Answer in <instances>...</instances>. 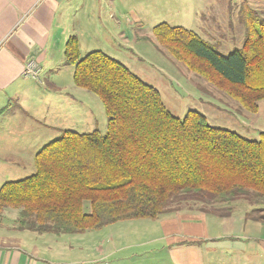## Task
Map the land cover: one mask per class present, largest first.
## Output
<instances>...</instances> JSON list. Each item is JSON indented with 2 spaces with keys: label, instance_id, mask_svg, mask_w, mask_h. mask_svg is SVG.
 I'll list each match as a JSON object with an SVG mask.
<instances>
[{
  "label": "trees",
  "instance_id": "16d2710c",
  "mask_svg": "<svg viewBox=\"0 0 264 264\" xmlns=\"http://www.w3.org/2000/svg\"><path fill=\"white\" fill-rule=\"evenodd\" d=\"M243 28L241 47L227 55L165 22L152 36L173 60L255 114L264 99V17L248 13ZM63 56L73 66V84L100 100L106 131H61L35 154L32 175L0 186V215L17 210L16 230L77 234L156 220L176 201L240 198L257 207L247 215L264 222V132L248 140L208 125L196 111L174 116L159 92L123 64L99 51L81 58L75 36L65 42Z\"/></svg>",
  "mask_w": 264,
  "mask_h": 264
},
{
  "label": "rangeland",
  "instance_id": "374dc122",
  "mask_svg": "<svg viewBox=\"0 0 264 264\" xmlns=\"http://www.w3.org/2000/svg\"><path fill=\"white\" fill-rule=\"evenodd\" d=\"M92 12L96 13L94 23L88 21L85 28H79L72 35L78 40L81 58L89 52L99 51L123 64L140 80L154 87L162 102L167 105V110L180 119L188 111H196L205 117L208 125L235 132L248 140H257L259 132H264V99L259 101L257 113H249L206 80L173 60L155 44L152 36V28L165 22L170 26L195 32L201 39L215 46L220 54L227 55L233 49L240 48L243 42V22L238 17L243 21L248 13L264 17V0H115L100 2ZM169 63H176L181 67L189 82L184 80L175 67L167 68ZM46 73L49 76L50 71L47 70ZM72 73L73 66H64L59 76L60 84L67 90L78 88L73 84ZM40 80L41 72L39 82ZM80 90L82 104H87L92 110L97 119V128L104 134L106 117L100 100L95 95ZM200 92L203 93L201 96H209L210 101L219 107L200 108L195 97L200 96ZM61 97L63 101L69 100L65 94H61ZM86 119L74 131L91 132L93 122L88 121L89 117ZM60 134L59 131L50 130L46 139H42L38 145L7 147L15 148L17 155L13 150L0 149V184L32 175L35 172L34 154ZM5 153L9 155L5 156ZM201 203L191 200L176 201L168 208H178V213L168 210L156 220L122 221L83 233L53 235L56 242L50 245L52 251L39 253V256L49 260V264H176L167 249L173 242L200 236V222L192 220L199 217L206 219L209 234H219L221 220L195 209ZM231 204L233 206L229 207L234 212L233 217L242 216L256 207L244 198L223 206ZM83 209L86 213L89 212V202L83 203ZM14 212L17 210L6 209L3 219L5 223L11 221ZM223 212L226 210L223 209ZM255 213L250 211L248 214ZM12 235L22 236L26 242L35 241L44 250V238L40 239L39 234L23 231ZM194 243L198 244L197 241H186L183 244ZM203 249L204 246L201 251ZM99 253L107 254L101 257ZM205 253L232 252L219 246L208 249Z\"/></svg>",
  "mask_w": 264,
  "mask_h": 264
},
{
  "label": "crops",
  "instance_id": "0c3cea01",
  "mask_svg": "<svg viewBox=\"0 0 264 264\" xmlns=\"http://www.w3.org/2000/svg\"><path fill=\"white\" fill-rule=\"evenodd\" d=\"M104 1L115 0H0V109L5 108L0 116V149L13 150L17 155L15 148L7 147L38 145L50 130L74 131L77 125L87 121L86 117L93 122V130L100 131L92 110L82 104L80 88L74 85L79 91L67 90L60 84L59 76L67 66L63 56L65 42L79 28H85L88 21L94 23L96 13L92 9ZM29 59L39 67L40 82L22 76ZM170 67H175L189 82L176 63H169L167 68ZM174 81L179 83L177 79ZM61 94L67 95L69 100L63 101ZM199 94L195 97L200 108L219 107L209 96ZM73 124L74 127H69ZM224 204L202 202L195 206L200 213L219 218L221 229L219 234H209L206 219L198 215L199 218L192 221L200 222V236L173 242L167 249L176 264H264V222L247 215L257 207L233 217L234 212L229 207L233 205L225 207ZM6 209L0 215V264H49V260L41 258L39 253H50V245L56 242V237L39 235L40 239L44 238L42 250L35 241L26 242L22 236L12 235L23 231L15 229L17 212L12 214L9 223L4 222ZM168 210L179 212L178 208ZM186 241H197L198 244H183ZM219 246L232 253H205ZM99 254L104 257L107 253Z\"/></svg>",
  "mask_w": 264,
  "mask_h": 264
},
{
  "label": "built area",
  "instance_id": "2783aa9c",
  "mask_svg": "<svg viewBox=\"0 0 264 264\" xmlns=\"http://www.w3.org/2000/svg\"><path fill=\"white\" fill-rule=\"evenodd\" d=\"M22 76L27 79L39 81V67L33 59L26 61Z\"/></svg>",
  "mask_w": 264,
  "mask_h": 264
}]
</instances>
